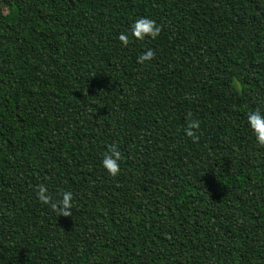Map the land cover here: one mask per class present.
I'll list each match as a JSON object with an SVG mask.
<instances>
[{"label":"trees","instance_id":"16d2710c","mask_svg":"<svg viewBox=\"0 0 264 264\" xmlns=\"http://www.w3.org/2000/svg\"><path fill=\"white\" fill-rule=\"evenodd\" d=\"M141 16L158 38L123 46ZM257 107L264 0H0V264H264Z\"/></svg>","mask_w":264,"mask_h":264},{"label":"clouds","instance_id":"9594fccd","mask_svg":"<svg viewBox=\"0 0 264 264\" xmlns=\"http://www.w3.org/2000/svg\"><path fill=\"white\" fill-rule=\"evenodd\" d=\"M161 32V26L152 18L147 16L137 17L132 20L129 28L125 32L118 35V40L123 46H127L130 37L138 41H144L146 38L156 40ZM155 53L151 48L142 52L137 56L136 60L139 64L153 59ZM246 125L256 145L264 147V109L254 108L246 113ZM199 128V122L191 118V114L187 117V124L184 128V134L191 138L195 143L199 137L194 131ZM121 152L115 144H107L102 154L100 166L109 176H116L121 171ZM35 199L42 205L49 206L56 216H71L73 209L74 194L72 191L64 190L59 193L57 198H53L49 194L48 188L44 184H40L34 189Z\"/></svg>","mask_w":264,"mask_h":264}]
</instances>
